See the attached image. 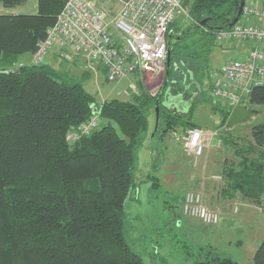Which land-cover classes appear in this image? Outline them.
Instances as JSON below:
<instances>
[{"label":"trees","instance_id":"16d2710c","mask_svg":"<svg viewBox=\"0 0 264 264\" xmlns=\"http://www.w3.org/2000/svg\"><path fill=\"white\" fill-rule=\"evenodd\" d=\"M23 2L0 0L6 8ZM65 2L36 0L33 13H0V264H143L124 231L130 215L126 200L138 183L135 150L146 143L147 149L154 150L148 142L147 116L154 111L157 98L159 122L153 136L198 126L192 120L194 106L191 101L187 111L165 110L160 105L163 95H152L141 84L131 101L113 98L99 104L83 87L81 77V81L74 79L90 75L88 68L81 67L82 61H65L66 68L60 70L48 60L32 63V52ZM238 5L239 0H192L189 8L194 23L167 44L171 66L182 61L183 72L202 75L203 56H208L215 43L218 28L231 27ZM203 18H208L206 24L198 25ZM171 28L169 34L175 35ZM195 30L208 34V40L193 42L191 50L182 47L180 41ZM51 50L62 63L58 51ZM23 55L29 56L28 62L20 61ZM191 61L196 65L189 68ZM170 76L172 90L185 88L182 75L175 71ZM212 99L221 114L219 127L228 125L232 106ZM95 104L100 105L98 115L106 123L70 144L66 133L91 117ZM247 104L264 105V83L251 90ZM231 134L222 142L238 162L223 167L224 192L260 204L264 200V121L251 127L249 139ZM156 151L147 174L152 188L159 185L153 173L160 170L165 153ZM151 256L158 264H168L158 253ZM252 263L264 264V238ZM196 264L239 263L210 250Z\"/></svg>","mask_w":264,"mask_h":264},{"label":"rangeland","instance_id":"374dc122","mask_svg":"<svg viewBox=\"0 0 264 264\" xmlns=\"http://www.w3.org/2000/svg\"><path fill=\"white\" fill-rule=\"evenodd\" d=\"M95 1L98 6L107 9L109 14H115L120 8V3L117 0ZM190 2L192 0H189L187 4L189 5ZM117 4L118 8H116ZM35 11L36 0H24L21 5L11 8L3 7L0 3V13L29 14ZM191 23H194V20L190 14L189 17L177 15L171 25V31L175 37L180 36L181 31L189 28ZM208 36L201 30H195L181 40L180 45L191 50L193 42L200 44L204 40L207 41ZM206 47L207 45L204 44L203 48ZM219 50L220 48L215 42L207 53L208 56H203L204 64L200 70L204 71L202 75L196 77L190 74L187 77L183 76L182 79L183 86L188 88V93L192 92L189 90L192 86L197 89V92L195 90L192 92V105L194 106L192 120L199 127L217 130L220 144L203 146L204 149L200 157L194 159L183 150L180 135L184 134L186 130L182 128L171 129L163 137H159V133H157L148 141V136H151L155 128L154 111H151L147 116V133L149 134L147 141L149 144L152 142L154 150L152 149L151 152L150 149H146L147 143L144 145L145 148L138 147L135 150L134 176L138 183L132 197L126 200V209L130 215L126 217L124 224L127 242L135 252L140 253L143 264H158L159 261L151 256L153 254L156 256V253L167 258L168 264H196L197 261L204 260L210 250L219 253L220 256L229 257L239 264H253L254 248L264 238V220H259V216H264V200L262 203L256 204L250 200H243L239 194L228 195L224 192L226 181L222 173L226 164L234 166L238 162L232 150L223 145V138L231 132L234 137H240L242 140L249 139L251 127L264 121V105H247L256 113L251 114L247 120L241 123L219 127L221 114L220 111L214 109L211 88L209 89L211 79L210 76L208 77L209 69L220 66L223 57L226 56L218 54ZM51 53L53 52L51 51ZM20 61L28 62V59L24 58ZM66 65L67 63L63 61L53 67L60 70L65 69ZM80 65L83 69L88 68L91 76L78 75L74 76V79L80 81L82 79L83 87L94 95L96 103L99 104L113 98L131 101L137 94L138 84L152 92L157 87L159 68L161 69L159 66L155 71L141 72L140 80L137 81L136 77L138 76L131 74L119 81L107 82L101 70L89 68L83 62ZM195 65L196 63L191 61L189 68ZM68 67L71 68V65L68 64ZM178 67L181 70L184 69L180 64ZM186 68L188 69V67ZM130 80H133V85L128 86ZM128 87L131 90L129 92L127 91ZM180 91L182 90L178 86L172 90L174 94ZM187 92L183 95L184 100L190 97ZM162 102L160 104L162 108L169 110ZM216 102L222 106L227 105L225 101L216 100ZM106 121L104 118H99L98 127L105 124ZM114 126L118 130L117 126ZM68 132L66 139L71 144ZM156 149H162L165 153L162 154L160 170L153 173L158 178L159 185L152 188L153 181L147 179V174L151 167V154H155ZM188 191L200 193L204 203L219 214V209L210 206L209 201L221 205L224 202L227 203L223 207L225 213L229 215V220L223 223L229 222L230 230L223 233L217 240L206 237L205 232L213 230L218 224L216 226L205 225L181 212L183 197ZM136 214L141 218L138 219Z\"/></svg>","mask_w":264,"mask_h":264},{"label":"built area","instance_id":"2783aa9c","mask_svg":"<svg viewBox=\"0 0 264 264\" xmlns=\"http://www.w3.org/2000/svg\"><path fill=\"white\" fill-rule=\"evenodd\" d=\"M115 14L98 6L95 0H66L54 24L31 54V62L45 64L51 49L64 61L80 60L89 68L101 70L107 82L119 81L133 73L155 71L167 55V35L177 15L189 17L186 0H117ZM251 18L264 19V4L245 3L238 21L215 33L218 45L250 42L253 47L245 58H232L209 71L211 94L232 108L248 105L251 90L264 83V25ZM99 125V115L68 132L71 143L88 136ZM183 150L198 159L203 146L221 143L217 130L190 127L180 135ZM220 141V142H219ZM181 212L205 225L214 226L220 214L210 209L202 195L188 191Z\"/></svg>","mask_w":264,"mask_h":264},{"label":"crops","instance_id":"0c3cea01","mask_svg":"<svg viewBox=\"0 0 264 264\" xmlns=\"http://www.w3.org/2000/svg\"><path fill=\"white\" fill-rule=\"evenodd\" d=\"M245 3L250 4V5L258 6L260 4H264V0H248V1H245ZM116 8H118V4H117ZM250 20L253 23H256V24H259V25H264V19H262V18H251ZM218 46L220 48V50L218 51V54L220 53L222 56L226 55L225 57H223V61H222V64H223L228 59L245 58L247 56V54H248V51L253 47V44L250 43V42L242 41V42H229V43L221 44V45H218ZM259 48L264 51V45H259ZM51 51L53 53H51ZM51 51L48 52L47 60H48V64L53 67V66L59 65V60L57 58L56 51H54V50H51ZM24 58L25 59H29V56L25 55L23 57V59ZM220 66L212 67V68H219ZM133 74H136L138 76V77H136L137 78L136 81L140 80V77H139L140 73H133ZM132 81L133 80L129 81V85L128 86L133 85ZM129 90H130V88H129ZM149 93L152 94L151 92H149ZM153 95H154V93H153ZM201 189H203V188H201ZM139 192H140V190L138 191V194H139ZM221 199H223V198H221ZM212 200H213V198H212ZM224 204H227V203L224 202ZM224 204L221 205L220 203H214L211 200L209 201V205L210 206H214V207H217L219 209L220 214H221L220 221H222V222L219 221L220 224L218 223V226L214 225L216 227H214L213 230H211L209 232H205L206 233L205 234L206 237H209L210 239L212 238L214 240H217V238H220L223 235V233H227V231L230 230V227H228L229 222L223 223L226 220H229V215H227V213H225L226 211L224 210V207H223ZM136 216H137L138 219L141 218L140 215L136 214ZM223 218H224V220H223ZM259 220L263 221L264 220V216H259ZM231 222L233 223L234 221L232 220ZM143 228H145V227H143ZM238 242H242V241H238ZM256 248H257V246H255L254 251L256 250ZM254 251H253V253H254Z\"/></svg>","mask_w":264,"mask_h":264},{"label":"water","instance_id":"95a60500","mask_svg":"<svg viewBox=\"0 0 264 264\" xmlns=\"http://www.w3.org/2000/svg\"><path fill=\"white\" fill-rule=\"evenodd\" d=\"M245 4V0H239V5H238V9H237V13L235 15V17L233 18V20L229 23V26H232L233 24H235L241 13H242V9L243 6ZM208 18H203L198 25H205L207 22ZM224 27H220L218 28V30L223 29ZM193 30V29H191ZM175 37V35L172 34H168L167 35V44L169 45V41ZM169 49H167V62L169 63ZM127 91L129 92V88L127 89ZM171 91V87L166 89L165 92H163V90L159 93V96L163 95V102L164 105L168 108V109H175L178 112H184L187 111L189 109V107L191 106V101H192V97H190L188 100H184L183 99V95L178 93V94H173ZM100 111V105L95 104L93 105V114H98ZM256 113L252 108L248 107L247 105H238L234 108H232L228 119H227V124L229 126L235 125L237 123H241L245 120H247L251 114ZM154 116H155V128L153 133L150 136V139L153 137L154 132L157 130L158 127V122H159V98L156 99L155 101V107H154Z\"/></svg>","mask_w":264,"mask_h":264},{"label":"flooded vegetation","instance_id":"af4514ba","mask_svg":"<svg viewBox=\"0 0 264 264\" xmlns=\"http://www.w3.org/2000/svg\"><path fill=\"white\" fill-rule=\"evenodd\" d=\"M170 63H171L170 60H169V63L167 62V55H166V58H165L164 62L161 63V65H160L161 69L159 68V76H158V82H157L158 84H157V87L154 88V90L151 92L152 95H153V93H154V95H159V93L162 90H163V92H165L166 89L170 88V86L172 85V81H173V80H171V78H170L171 76L170 75H172V73H174L175 71L177 73H179V75H182V76L186 75V77H187V76L190 75V74L187 73V72H189V70H187L186 73H185V72H183V70L180 69V67H178L179 64L173 63V65L171 66ZM182 64H183V62L181 61L180 65H182ZM181 82L182 83L184 82L183 79L181 80ZM184 87L185 88H183V89L181 88L182 91H180L178 93L184 95V93H185L184 90H186V91L188 90V88L186 86H184ZM189 90L194 92L192 89H189ZM194 90L196 91V89H194ZM170 92H172V89H171ZM192 92H190V94H189L190 97H192V95H193Z\"/></svg>","mask_w":264,"mask_h":264}]
</instances>
